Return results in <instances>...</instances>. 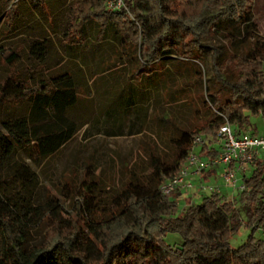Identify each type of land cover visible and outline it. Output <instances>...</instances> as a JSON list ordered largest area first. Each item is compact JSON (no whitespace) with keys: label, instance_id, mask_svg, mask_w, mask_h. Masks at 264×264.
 <instances>
[{"label":"trees","instance_id":"obj_1","mask_svg":"<svg viewBox=\"0 0 264 264\" xmlns=\"http://www.w3.org/2000/svg\"><path fill=\"white\" fill-rule=\"evenodd\" d=\"M24 1L0 0L3 32L16 29ZM28 1L41 7L46 0ZM107 1L67 3L62 34L69 50L75 46L81 52L75 58L90 61L83 53L88 44L83 36L95 25L91 46L99 52L106 46L113 54L108 61L93 58L104 77L123 64L131 70L124 75L125 84L144 78L157 92L158 81L168 75L166 62L174 61L172 72L188 71L191 84L200 88L204 117L195 127L178 129L167 155L146 147V159L133 163L120 188L101 185L90 164L77 186L64 184L57 187V195L32 205L28 194L37 175L17 158L16 149H30L36 165L59 151L77 129L67 113L79 92L69 67L34 77L45 62L44 49L35 41L31 52L36 57L26 69L33 75L31 81L16 73L22 62L17 50L0 45V64L11 70L0 79V115L7 106L30 104L24 116L1 119L0 169L28 194L0 195V264H264V238L254 235L257 230L264 234V157L249 168L245 189L236 198L202 195L199 204H186L177 213L179 195L159 190L161 182L177 174L194 135L214 136L225 121L236 133L245 132L250 113L264 120V36L254 22L253 0H122L115 10ZM206 51L211 60L207 78L202 75ZM146 94L140 93L142 104ZM201 154L214 156L205 146ZM67 200L72 218L64 217ZM241 221L251 232L245 242L232 247L229 241ZM34 225L46 230L41 242L29 245ZM167 233H177L182 242L168 244Z\"/></svg>","mask_w":264,"mask_h":264},{"label":"rangeland","instance_id":"obj_2","mask_svg":"<svg viewBox=\"0 0 264 264\" xmlns=\"http://www.w3.org/2000/svg\"><path fill=\"white\" fill-rule=\"evenodd\" d=\"M68 2L69 0H46L40 7L25 0L18 8L20 17L16 21V29L9 32L2 31L0 20V45H12L17 50L22 62L16 67V73L22 79H33V75L26 69L33 65L32 57H36L31 52L35 41L37 47L42 46L44 49L45 62L41 64L43 70L34 77L69 67L76 78L79 92L76 104L67 113L77 129L59 151L40 159L36 165L31 158L30 149H16L17 158L28 164L37 175V182L30 188L29 194L28 189H23L21 183L13 179L10 173L0 169V195L16 197L18 194H28L32 205H41L51 195H57V187L61 188L64 184L77 186L87 176L90 164V170L94 167L91 170L94 179L100 180L101 185L120 188L133 163L143 157L146 159V147L151 145L149 150L157 151L162 156L167 155L171 151L170 138L178 129L195 127L204 117L198 99L200 88L191 84L193 78L188 75V71H184L182 75L172 72L171 63L174 61L166 62L168 75L165 80L158 81L157 92L152 90L153 87L144 78L142 82L125 84L124 75L128 76L131 70L123 64L118 65L115 73L104 77L99 67L94 65L97 58H93L103 57L107 60L113 54L106 46L100 48V52L97 47L91 46L95 25L88 26L83 36L88 43L83 48V53L91 57L90 61L84 63L75 58L79 55V49L73 46V50H69L70 42L62 34L67 21ZM253 16L258 33L264 36V0H253ZM213 43L217 44L219 41L215 40ZM206 60L202 75L207 78L211 75L210 51H206ZM10 72L11 70L0 64V79ZM141 91L147 93V100L143 104L140 100ZM29 105L23 103L2 109L0 130L1 119L24 116ZM248 115L246 130L263 134L264 120L258 115ZM203 137L209 141L213 139V135ZM263 157L264 153L260 155V158ZM249 175L248 170L247 176ZM209 183L215 184L219 181ZM225 192L236 198L239 190L222 187V193ZM193 193L191 191L177 198V213L188 204V197H193L195 204L201 202L202 197ZM70 202L71 200L64 201L65 218L73 217ZM237 206L240 208V204ZM240 223L241 226L229 241L232 247H238L245 242L251 232L243 226L242 221ZM45 230L43 225H34L28 238L29 245L41 242ZM254 235L264 238L261 230L255 231ZM165 241L171 245L182 242L177 233H167Z\"/></svg>","mask_w":264,"mask_h":264},{"label":"built area","instance_id":"obj_3","mask_svg":"<svg viewBox=\"0 0 264 264\" xmlns=\"http://www.w3.org/2000/svg\"><path fill=\"white\" fill-rule=\"evenodd\" d=\"M122 0H108L107 7L119 9ZM206 147L214 156H205L197 148ZM264 153V133L249 131L236 133L232 126L223 122L217 129L212 141L203 135H194L192 148L185 157L177 174L160 183L162 194H178L179 197L194 191V195L222 193V187H230L242 191L245 189L244 177L249 168L260 159ZM217 169L219 183L211 184L203 180L206 172ZM209 183V184H208ZM232 198L231 193L227 194ZM188 204L193 203V197H188Z\"/></svg>","mask_w":264,"mask_h":264},{"label":"crops","instance_id":"obj_4","mask_svg":"<svg viewBox=\"0 0 264 264\" xmlns=\"http://www.w3.org/2000/svg\"><path fill=\"white\" fill-rule=\"evenodd\" d=\"M198 151L201 153V150L202 148H197ZM204 153V152H203ZM203 180H206V181H219L218 179V170L217 169H213V170H210L208 172H206L203 176ZM225 194H228L225 192Z\"/></svg>","mask_w":264,"mask_h":264}]
</instances>
